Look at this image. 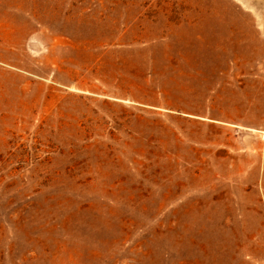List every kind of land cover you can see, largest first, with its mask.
<instances>
[{
    "label": "rangeland",
    "instance_id": "1",
    "mask_svg": "<svg viewBox=\"0 0 264 264\" xmlns=\"http://www.w3.org/2000/svg\"><path fill=\"white\" fill-rule=\"evenodd\" d=\"M0 264H264V0H0Z\"/></svg>",
    "mask_w": 264,
    "mask_h": 264
}]
</instances>
